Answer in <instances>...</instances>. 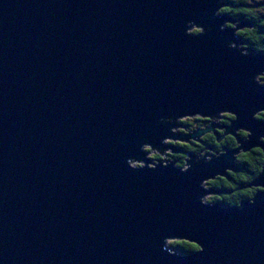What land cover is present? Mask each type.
Wrapping results in <instances>:
<instances>
[{"label": "water", "instance_id": "obj_1", "mask_svg": "<svg viewBox=\"0 0 264 264\" xmlns=\"http://www.w3.org/2000/svg\"><path fill=\"white\" fill-rule=\"evenodd\" d=\"M222 7L0 0V264H264V167L250 200L203 202L240 154L264 161V54L232 46ZM221 114L236 148L150 157Z\"/></svg>", "mask_w": 264, "mask_h": 264}, {"label": "trees", "instance_id": "obj_2", "mask_svg": "<svg viewBox=\"0 0 264 264\" xmlns=\"http://www.w3.org/2000/svg\"><path fill=\"white\" fill-rule=\"evenodd\" d=\"M221 5L223 6L220 13L226 16L228 23L227 27L229 29L236 30V35L239 40L236 41L232 46L238 48L240 51H249L256 54H264V0H221ZM243 23L249 25V27L244 29H238ZM246 51V52H247ZM244 54V52H243ZM264 86V84H263ZM258 119H264V115L259 114ZM229 122V121H228ZM243 138L246 137L245 133L242 135ZM208 145L212 144V141L207 140ZM215 145V144H214ZM177 149L182 150L183 154L170 156L171 159H164V162H175L177 167H185L187 161V155L192 153L196 156L202 157L199 151H191L188 147L176 144ZM229 149H234L237 147V143L234 142L231 145H226ZM220 147L215 146L216 150ZM152 160H161L160 158ZM162 161V160H161ZM264 167V161L262 153L258 149L252 150L247 154H240L236 160L235 166L232 171L227 173L228 180L221 181L217 180L210 181L206 183L207 188L213 189L215 187L220 188L227 193L233 192L238 193V195L233 196L231 201L229 200H218L216 197L207 200L208 203H220L223 206H237L242 200H250L257 192L256 189L249 188V185L257 178ZM211 189V190H212ZM214 190V189H213ZM169 247L176 249L180 253H188L197 250L198 248L188 242L183 241H171Z\"/></svg>", "mask_w": 264, "mask_h": 264}, {"label": "flooded vegetation", "instance_id": "obj_3", "mask_svg": "<svg viewBox=\"0 0 264 264\" xmlns=\"http://www.w3.org/2000/svg\"><path fill=\"white\" fill-rule=\"evenodd\" d=\"M263 115H264V113H262V116ZM218 118H220V120H219V124L217 125L216 124V120H218ZM231 119H233V116H231L229 114H221L215 119L214 118L213 119H208V118H202V117H195V118H188L186 120V122L181 120V121L178 122V126H177L178 129H175V130H177L175 132L176 133H180L183 136L189 135L187 133V131H191V134H192L198 129H203V128L209 126L211 123H213L216 128H214V131H213L214 133H208V134H206V135H204V136H202L200 138L189 139V140H186L184 142H180L178 144H180L181 146L183 145L185 147H188L189 149H191L192 152L193 151H199L201 154L203 153L202 157L205 156L206 154H208V155H217V154L221 153L222 148H224V147L227 148L226 145H231L234 142L237 143V141L235 140V138L233 136L225 133L226 132V127L229 125V122H230ZM194 128H195V130H194ZM244 133L245 132H239L241 137H242V135ZM245 135H246V133H245ZM209 139H210V141H212V144H210V145H208L206 143V141L209 140ZM221 145L223 146L222 148H220L219 150L215 149V146L220 147ZM167 146L171 147V148H174V149L175 148L177 149L175 144L170 143V142H167ZM177 150H179V149H177ZM181 151L182 150H179V153H177L175 155L183 154V151L182 152ZM150 152H154V151H150ZM190 154H192V153H190ZM152 159H154V158H152ZM237 159H238V157L236 158V160ZM229 172H227V173H229ZM227 175L228 174H226L225 177H218L215 180H217L218 183H220L221 181H227V183H228L229 181L226 180L228 178ZM211 189H209V190H211ZM213 189H212V191L215 192V194H213V195L218 200L223 199V200L231 201L233 196L238 195L237 192L236 193H233V192L227 193L226 191H224V190H222L220 188H217V187H215ZM252 189H255V188H252Z\"/></svg>", "mask_w": 264, "mask_h": 264}, {"label": "rangeland", "instance_id": "obj_4", "mask_svg": "<svg viewBox=\"0 0 264 264\" xmlns=\"http://www.w3.org/2000/svg\"><path fill=\"white\" fill-rule=\"evenodd\" d=\"M247 51V50H246ZM246 51H242V53L244 52V54H246ZM256 81L258 82V84H260V85H263L264 84V76L263 77H260V78H258V79H256ZM186 120L187 119H185V120H183L184 122H186ZM219 120H220V118H218V120H216V124L218 125L219 124ZM176 129H178V128H176ZM190 129V128H189ZM175 130V129H174ZM194 130H195V128H194ZM175 131H177V130H175ZM187 133L190 135L191 134V131H187ZM177 144L178 143H180V142H176ZM175 146H176V144H175ZM177 147V146H176ZM177 152L179 153V150L177 151V149L175 148L174 149V151H172V150H167V151H163L161 154H162V157L160 156L161 154L159 153V158H166V159H171L170 158V156H176L175 154H177ZM182 152V151H181ZM203 154V153H202ZM150 157H152V158H157V156H152V155H150ZM187 159V158H186ZM156 161H153L152 163H155ZM150 166H152V165H150ZM205 186H206V188H207V185L205 184ZM209 189V188H208ZM215 196L214 195H209L208 196V198H205L204 200H203V202L204 203H206V202H208L207 200H209V199H213Z\"/></svg>", "mask_w": 264, "mask_h": 264}, {"label": "clouds", "instance_id": "obj_5", "mask_svg": "<svg viewBox=\"0 0 264 264\" xmlns=\"http://www.w3.org/2000/svg\"><path fill=\"white\" fill-rule=\"evenodd\" d=\"M129 160H130V159H129ZM129 160H128V161H129ZM128 161H127V164H128ZM133 169H135V168H133Z\"/></svg>", "mask_w": 264, "mask_h": 264}]
</instances>
